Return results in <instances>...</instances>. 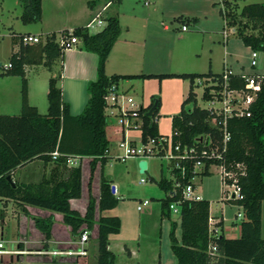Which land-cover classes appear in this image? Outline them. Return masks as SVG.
Listing matches in <instances>:
<instances>
[{
    "label": "trees",
    "instance_id": "trees-1",
    "mask_svg": "<svg viewBox=\"0 0 264 264\" xmlns=\"http://www.w3.org/2000/svg\"><path fill=\"white\" fill-rule=\"evenodd\" d=\"M118 1V0H115ZM238 0H220L219 15L223 25L233 28L234 34L250 50L264 51V0L249 2L238 7ZM22 7L19 20L22 24L36 23L40 19L41 0H19ZM181 22H195V18H175ZM105 25L95 33H88L84 26L71 29L80 47L92 52L97 57L96 77L86 83V102L77 115H71L68 104L62 100L57 82L59 75L49 76L46 91V112L40 114L36 107L27 101L26 66L42 65L49 72L63 51L56 43V34H46L42 41L34 44H22L23 34H13L11 43L17 44V50L8 57V67L1 66V75L16 76L20 82V109L16 115L0 114V199L14 200L22 213L28 215L24 205L35 206L61 214L62 222L72 234L78 235L81 225L89 230L96 223L95 264H113L114 254L107 249L109 234H115L120 227V220L115 215H102L104 210L116 204V198L110 193V184L100 172L99 194L96 201L98 210L94 220L95 201L89 195L85 211L80 215L69 207L68 200L80 196L81 168L68 166L67 160L73 157H91L88 161L91 173L96 162L103 166L106 161L105 150L112 141L123 138L121 127L106 122L103 108L104 96L111 84L124 79L145 78H180L188 81L185 98L177 114L170 118V132L173 143L190 145L199 134L209 133L212 141L220 147L221 133L214 126H209L207 111L196 105L193 88L194 79L203 77L217 78L219 73H159V74H112L104 73V63L108 52L119 35L120 27L115 15L104 17ZM67 30L59 32L66 36ZM230 86L243 87V81L230 76ZM206 92L203 93V98ZM157 105L151 116L145 113L152 105L140 107L139 138L160 135L157 133ZM191 103L186 109L184 105ZM249 116L226 119V131L229 135L220 163L226 171L234 174L239 186L241 199L222 200L226 204L240 208L241 219L238 223V235L225 237L222 232L221 217L210 216L209 203L205 199L182 201L179 204L180 236H174V222H170L168 231L169 248L176 264H264V238L260 234L261 202L264 200V74L259 78V87L249 107ZM219 122V120L217 119ZM219 124V123H218ZM58 156L51 158V152ZM34 159L43 164L52 163L47 173H42L37 182L12 184L6 179L18 166ZM89 173V174H90ZM203 171V176L208 175ZM157 187L164 193L170 187V179L160 176ZM164 195L159 199L160 215L169 216ZM34 226L43 235L45 241L50 238L52 216H31ZM212 222V224L210 223ZM212 226L216 232L209 229ZM21 247V244L18 245ZM214 250H211V247ZM38 257V256H36ZM43 264H75V260L41 256Z\"/></svg>",
    "mask_w": 264,
    "mask_h": 264
},
{
    "label": "crops",
    "instance_id": "crops-1",
    "mask_svg": "<svg viewBox=\"0 0 264 264\" xmlns=\"http://www.w3.org/2000/svg\"><path fill=\"white\" fill-rule=\"evenodd\" d=\"M43 1L40 2V19L38 22L34 23L37 24L34 27H23L22 31H12L10 34V43H11V36L13 34H23V35H34L39 37L40 41H42L43 37L46 34L49 33H55L56 39L59 35V32L62 30H70L73 27L76 26H84L86 22L96 13L100 11H104L106 15H115L118 20V24L120 27V32L114 43L112 44L108 55L106 57L105 63H104V73L109 76L112 74H159V73H174V74H180V73H219L224 66L228 67L233 73H251V72H257L264 74V72H261L264 63L262 61L264 51H260V59H259V65L258 68L252 69L249 67V65L246 62H238L237 60V54H231L227 53L224 48L227 45V38H224V47L222 52V58L219 63L218 70H215L212 65L210 66V62L207 63V65L203 66L201 63H190L189 65H180L177 68H173V65L171 63H162L166 58L168 57V54L163 51V39L165 37L169 36V28L162 24L161 22H158L157 27L155 30L151 28L152 25L155 24V21L152 18V15L148 12H135L132 14H128V19L124 21V24L122 25V13L120 10V6L123 3L122 0H51L52 1V7L49 12V14L44 15L43 11ZM107 1H110V4L105 6V3ZM18 2V1H17ZM144 5L148 4L147 0H142ZM153 2V1H152ZM165 2V1H164ZM104 7V10H101V8ZM106 12H110L107 13ZM165 11L163 10L161 14L163 15ZM175 13V12H173ZM179 14H174L171 17L176 18L177 16H181L183 18H195V22L199 23V14L198 12L193 11H180L176 12ZM17 17V16H16ZM174 18V19H175ZM125 19V18H124ZM133 20V22H132ZM181 22V21H179ZM21 23V22H20ZM183 23L186 22H181ZM196 23V24H197ZM22 24V23H21ZM153 29V30H152ZM223 29V28H222ZM97 31L100 29H96ZM154 31V32H152ZM181 31H187V28ZM88 33L89 30H88ZM154 33H157L163 37H160L157 35V38L152 37ZM91 34V33H90ZM231 34H233L231 32ZM55 39V40H56ZM147 40H150L149 44L147 45ZM34 44V43H32ZM246 52H249L250 49L243 45ZM17 50V44H10L8 49L7 57H9L11 52H14ZM162 50V51H161ZM161 51V52H160ZM249 58V55L246 56V58ZM245 58V59H246ZM247 58V59H248ZM59 63L58 68V75L59 80L57 82L58 86L61 90V97L64 102L68 104V111L71 115H77L81 112L86 99L87 94L85 91L86 83L89 81H92L96 77V62L97 57L94 53L88 52L83 50L80 47V43L78 42L77 46L73 49L64 50L61 56V60L57 61ZM52 66V70L49 72L51 73L50 76L56 75V64ZM197 64V65H196ZM199 67V68H198ZM203 67L206 68V70H203ZM46 68L42 65H36V66H26L24 68L25 70V77L27 81V101L30 105H33L36 107L38 112H42V109H44V102L42 101V98L45 97L46 91H47V80L48 76L44 75V70ZM2 70H0V73ZM175 78V77H171ZM176 79V78H175ZM180 79V78H177ZM133 80L138 79H124L119 80L118 86L120 89L125 90L129 92L131 90L132 84L129 83ZM182 81L186 79H180ZM188 87V86H187ZM20 82L19 78L16 76H8V75H1L0 74V114L5 115H16L19 113L20 109ZM184 91L185 85H183ZM188 89V88H187ZM187 93V92H186ZM46 99V97H45ZM41 114V113H40ZM108 124H113L111 122H107ZM157 123V122H156ZM137 137H129L133 141L137 142L139 140V131ZM157 133H159L157 129ZM115 142L112 141L108 145V153L106 156V161L104 163V166L106 163L116 160L112 157L116 153L115 149ZM113 148V151L110 152V148ZM75 158H81L84 163L81 165V185H80V196L78 198H73L68 200L69 207L73 210H76L80 215H83L85 211V207L87 204L88 196L89 194L95 201L94 206V217L93 219L96 220L98 216V210L96 207V201L99 194V175H98V183L96 184V179L93 176V179L90 183V188L88 191V178L85 176V172L88 168V161L90 157H75ZM132 159V158H128ZM125 159V160H128ZM118 161V160H117ZM120 162V161H119ZM124 162V161H121ZM138 163V160H137ZM48 164V163H46ZM50 164V162H49ZM34 165V167L32 166ZM147 165V161H146ZM31 166V167H29ZM32 168V169H31ZM51 167L46 166L41 162L40 160L34 159L22 166L16 167L10 174V179L13 182L18 183H28V182H37L42 173H47L48 170ZM131 171L134 175L138 172V167H133L131 165ZM148 165L144 173H148ZM104 175L108 178L110 185L114 186V197L115 193L117 192V189L120 187V189H123V183L119 178L113 177L109 178L108 174L104 173ZM168 176V173L164 170V168L159 165L158 168V175L155 177L154 173L149 172L146 175V182L140 183V178H138V184L139 186H142L143 191H152L154 188H157L159 190L158 194V206L154 208L151 204V197L146 198V196H138L136 198L137 202L141 199H148L149 203L142 207V209H145L146 215H149L150 212H156L159 217V225L162 226L163 220L161 218H166L167 223H165L166 227V234L168 237V231H169V224L170 222H174V236L177 240H179L180 236V228H179V217H174L173 213H169V216H161L160 215V203L159 199L164 195L163 192L157 187L156 181L160 176ZM203 177V176H202ZM153 184L154 187L148 185ZM124 190V189H123ZM121 190V191H123ZM85 191V193H84ZM161 192V193H160ZM116 198V197H115ZM7 200V199H2ZM3 203L2 201H0ZM24 208L27 210L28 213L35 212L40 217H46L49 214L53 215V223L50 230V238L45 241L47 248H55V247H65L69 246V243L77 238V235H73L70 232V229L68 226L62 225L59 223L58 220L61 221V214L51 212L49 210H39L31 208L29 205H24ZM141 209V210H142ZM106 210L102 211V215L105 214ZM140 211V210H139ZM208 212H209V206H208ZM31 214V213H30ZM261 214H262V202H261ZM210 215V214H209ZM212 216L215 217H221L222 220V232L225 237L228 238H234L238 235V229L235 227H231L229 230V233L225 232L226 227L224 226L225 218L222 214V205H220V210L218 213L213 214ZM3 217L2 215L0 217V238L2 235V227L3 225ZM118 217V216H117ZM120 220V227L117 233L113 234L116 238L113 246L115 247L116 251L119 254V258L116 257L117 253L113 251L114 248H111V244L109 242V235L107 240V249L110 250L114 254V262L113 264H162L161 259V253H157L155 251V246H152L148 248L149 254H146L147 250H144V246L139 245V241L134 240V236H126L122 233V221L121 218L118 217ZM261 220V219H260ZM156 221H153L152 227L156 226ZM84 226H82L83 228ZM261 227H262V221L260 225V234H261ZM138 228V225H137ZM88 240L85 245L87 254L84 257H78V263L80 260L85 259L89 256H96V223L93 224L92 228L88 230ZM38 239L36 243L40 244L39 248L43 247V235H41L39 232ZM71 233V234H70ZM138 233V232H137ZM233 235V236H230ZM138 236V235H137ZM137 239V237H136ZM169 241V240H168ZM21 244V241H18ZM24 244L26 241H22ZM18 243V245H19ZM169 247V246H168ZM20 248H25L24 246ZM38 249V248H35ZM170 249V248H169ZM171 252V251H170ZM172 254V253H171ZM171 258V257H170ZM174 258V256H173ZM171 260H166V264H176L175 258ZM95 264V261H94ZM165 264V263H164Z\"/></svg>",
    "mask_w": 264,
    "mask_h": 264
},
{
    "label": "rangeland",
    "instance_id": "rangeland-1",
    "mask_svg": "<svg viewBox=\"0 0 264 264\" xmlns=\"http://www.w3.org/2000/svg\"><path fill=\"white\" fill-rule=\"evenodd\" d=\"M18 1V2H17ZM104 1V0H103ZM148 4L144 5L142 0H122L120 10L122 13V25L124 21L128 19V14L135 12H148L152 15L155 24L151 26L155 30L158 22L165 24L169 28V36L163 39V51L168 54V57H163L165 60L162 63H171L173 68H177L180 65H189L190 63H201L203 66L210 62V66L215 70H218L219 63L222 58V52L224 45L223 30H228L227 45L224 50L227 53L237 54L236 58L238 62H246L248 64L249 52L245 51L242 42L234 34H231V27H226L223 25V20L219 15L220 4L217 3L218 0H147ZM153 1V2H152ZM165 1V2H164ZM260 1V0H238L236 4L238 7L243 4ZM51 0L43 1V11L44 15L49 14L52 7ZM106 4V3H105ZM102 9V8H101ZM22 7L19 0H0V70L1 66H4L8 62L7 52L10 46V34L12 31H22L23 27H34L37 24H21L19 20V15L21 13ZM104 10V9H103ZM165 11L163 15L162 11ZM198 12L199 23L188 21L183 23L187 28V31H181L182 23L178 20L172 18L174 14H179L176 12H187V11ZM104 12V11H103ZM102 11L101 15H104ZM175 12V13H173ZM110 13V12H106ZM17 16V17H16ZM125 18V19H124ZM133 22V20H132ZM197 23V24H196ZM223 28V29H222ZM152 29V30H153ZM233 29V28H232ZM90 33H95L97 30L94 28L88 29ZM154 32V31H152ZM157 35L163 37L157 33H154L152 37ZM150 40H147V45ZM162 51V50H161ZM160 51V52H161ZM261 53V52H260ZM264 55V54H263ZM246 58V59H245ZM264 63V56L262 59ZM196 64V65H197ZM59 63L56 64V75L58 74ZM199 68V67H198ZM203 70H206L203 67ZM261 72H264V67ZM45 76H50L51 73L47 69L44 70ZM132 84L131 90L128 92L134 99L136 103H140L141 107L146 108L151 102L159 99V105L157 107L156 119H157V129L161 134L170 133V118L179 111V106L182 100L186 96L188 81L180 80L175 78H145L138 79L129 82ZM185 85L186 91L183 89ZM196 98V104L202 105L199 98L200 88H193ZM44 102V109L41 114L46 112V99L42 98ZM1 103V100H0ZM191 107V103L184 105V108L188 109ZM127 137H137V130H130L126 133ZM113 148H110V152ZM91 159V157L89 158ZM148 165V173H154L155 177L158 175L159 165L163 163L162 160L155 158H146ZM85 162V161H84ZM81 158H69L67 160L68 166H77L81 168L82 163H84ZM48 167L52 166V163L45 164ZM131 165L137 168V159L132 158L124 160V162H119L117 160H112L105 164V166H100L99 162H96L92 172H89L87 168L85 176L88 178V191L90 188V183L94 178L96 179V184L98 183L99 172H102L103 176L107 178L104 173L108 174L109 178H119L123 183V189L120 187L115 193L116 204L113 208L106 210L104 213L107 215H115L121 218L122 221V233L126 236H134V240L139 241V245L144 246L146 254H149L148 248L155 246V251L161 253L162 264H166V260H171L173 255L169 249V241L166 234L165 223H167L166 218H161L163 220L162 226L159 225V217L156 212H150L146 215L145 209L140 211L135 209L138 196H146V198L151 197V204L154 208L158 206V194L159 190L154 188L152 191H143V187L139 186L138 178H146L148 173L137 172L134 175L131 171ZM34 167V165H32ZM31 167V166H29ZM32 169V168H31ZM49 171V170H48ZM219 169L212 167L208 175L198 178V192L202 199H205L209 203V214H217L220 210V205H222V214L225 218L224 226L226 230L224 233H229L228 229L235 227L238 229V223L241 219L239 216H235L237 212L240 213V208L235 205L226 204L223 200L225 196L224 188L220 181ZM90 173V174H89ZM108 179V178H107ZM33 183V182H31ZM151 187L153 184H148ZM143 188V189H142ZM123 190V191H121ZM85 193V191H84ZM161 193V192H160ZM90 195V194H89ZM91 196V195H90ZM0 202V217H3L2 235L1 239L4 241V246L6 248L11 247L16 243L17 240L21 241V246L25 247L23 249H35L39 248L40 244L33 242L38 239L39 232L42 233L34 226L31 216L40 217L35 212H30L28 215L21 212L20 207L14 200L7 199ZM30 206V205H29ZM34 209L46 210L38 208L35 206H30ZM27 211V210H26ZM56 213V212H55ZM52 223H53V215ZM48 215V216H49ZM176 218L178 215L173 214ZM47 217V216H46ZM177 219V218H176ZM60 224L65 225L62 220H58ZM156 221V226L152 227V222ZM261 237L264 238V200H262V214H261ZM51 223V226H52ZM95 223V222H94ZM93 223V224H94ZM138 225V228H137ZM50 226V230H51ZM67 226V225H65ZM81 225L80 228L82 229ZM93 226V225H92ZM92 228V227H91ZM90 228V229H91ZM89 229V230H90ZM138 232V233H137ZM71 234V233H70ZM75 235V234H73ZM138 235V236H137ZM233 236V235H230ZM137 237V239H136ZM116 238L113 234L109 235V242L113 251L117 253L116 257L119 258V254L113 246ZM22 241H26L25 244ZM19 243V242H18ZM38 256V257H36ZM171 257V258H170ZM174 259V258H173ZM40 255L34 254H22L18 257H10L7 255H2L0 264H43L41 262ZM78 258L75 264H94L95 256L86 257L80 260L78 263ZM147 264V263H145Z\"/></svg>",
    "mask_w": 264,
    "mask_h": 264
},
{
    "label": "built area",
    "instance_id": "built-area-1",
    "mask_svg": "<svg viewBox=\"0 0 264 264\" xmlns=\"http://www.w3.org/2000/svg\"><path fill=\"white\" fill-rule=\"evenodd\" d=\"M109 4L110 1H107L105 6ZM100 12H96L86 22L84 27L87 30L91 28L101 29L105 25L104 15H101ZM185 28V25H181V30ZM227 31L223 30L224 38L227 37ZM231 32H233L232 28ZM39 41V37L34 35H22L20 37L22 44H32ZM55 41L62 51L73 49L78 44V39L71 34V29L67 31L66 36L58 35ZM260 55L259 50L250 51L248 58L249 67L252 69L258 68ZM4 66L8 67L9 64L7 63ZM230 76L241 79L243 87L236 88L230 86ZM260 77L261 73H233L228 67L224 66L220 71V76L217 78L203 77L194 79V85L200 88L199 98L202 102V105H196L207 111L208 117L206 121L208 125L216 127L221 133L219 148L214 144L212 136L209 133L195 136L190 145L173 143L171 132L155 137H147L144 141H140V138L137 142L133 141L126 136V133L130 130L139 131L140 118L138 110L141 104L136 103L127 91L120 89L118 83L111 84L104 96V116L106 122H111L123 130V138L115 142L116 153L112 157L118 161H124L128 158H135L138 161L144 160V171L147 168L146 158L162 160L161 166L168 173L166 178L170 179V187L163 193L169 199L167 203L169 213L179 215V204L182 201H197L202 199L198 192V178L203 176V171L209 173L212 167L219 169L220 181L225 192L223 200L241 199L242 194L240 193L239 186L236 184L234 174L226 171L220 163H216L215 161L221 159L229 137L226 131V119L249 116V107L258 90ZM204 92H206L205 98H203ZM104 152L106 155L108 149ZM50 155L52 159H55L58 153L54 150ZM139 181L143 183L146 182V179L140 178ZM148 203V199H141L136 203L135 209L139 211ZM235 216L241 217V213L237 212ZM210 223L212 224V222ZM209 229L214 232L217 231L212 226H209ZM88 233V230L83 227L77 238L69 243V246L42 247L38 249L20 248L18 242L11 243L13 245L6 248L4 241L0 238V260L2 255H7L10 258L12 256L18 257L22 254H34L50 258L74 259L76 261L78 257H84L87 254L85 245L88 240ZM211 250H214L213 246Z\"/></svg>",
    "mask_w": 264,
    "mask_h": 264
},
{
    "label": "water",
    "instance_id": "water-1",
    "mask_svg": "<svg viewBox=\"0 0 264 264\" xmlns=\"http://www.w3.org/2000/svg\"><path fill=\"white\" fill-rule=\"evenodd\" d=\"M156 105H157V101L155 100L152 105L148 108V110L146 111V115L147 116H151L152 115V112L153 110L156 108ZM137 167H138V172L139 173H143L144 172V169H145V161L144 160H140L138 161L137 163ZM6 179L12 184V181L10 179V176H6ZM110 193H113L114 192V186L113 185H110Z\"/></svg>",
    "mask_w": 264,
    "mask_h": 264
}]
</instances>
